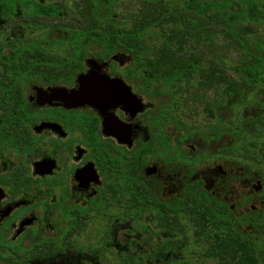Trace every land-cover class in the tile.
<instances>
[{"label":"flooded vegetation","instance_id":"flooded-vegetation-1","mask_svg":"<svg viewBox=\"0 0 264 264\" xmlns=\"http://www.w3.org/2000/svg\"><path fill=\"white\" fill-rule=\"evenodd\" d=\"M93 1L0 0V264H207L203 227L264 249L263 107L238 95L262 82L157 63L136 2L94 31Z\"/></svg>","mask_w":264,"mask_h":264},{"label":"trees","instance_id":"trees-1","mask_svg":"<svg viewBox=\"0 0 264 264\" xmlns=\"http://www.w3.org/2000/svg\"><path fill=\"white\" fill-rule=\"evenodd\" d=\"M132 1L137 8L125 6L119 13L130 19L124 30L161 36L157 63L227 64L226 53L235 50L238 57L230 64L236 69L237 79L262 82L240 85L239 90L252 92L238 95H252L254 102L258 100L257 104L263 107L259 115L264 117V0ZM100 9L95 1L79 7L80 14L94 17L90 23L94 31L102 30L99 26L104 23L103 16L114 15L112 5L109 13ZM213 219L209 223H214ZM194 234L196 244H204L199 254L212 260L207 264H264V249L237 231L224 233L203 227Z\"/></svg>","mask_w":264,"mask_h":264},{"label":"rangeland","instance_id":"rangeland-1","mask_svg":"<svg viewBox=\"0 0 264 264\" xmlns=\"http://www.w3.org/2000/svg\"><path fill=\"white\" fill-rule=\"evenodd\" d=\"M102 0H100L98 2V7H101L100 10H103L102 8V3H101ZM226 56H227V64L230 65V63L232 62V60L234 59H237L238 55H237V52L235 50H228V52L226 53ZM252 98V101L253 100V97ZM252 101H250L248 104H246L248 106V108L250 107V104L252 103ZM251 109V108H249ZM252 111L250 110L249 111V114L251 113ZM263 146V145H261ZM250 222H247V221H243L242 220H238V224H239V228H240V231L245 235V236H250L252 239H254L255 241L258 242V244H262V241H263V233H262V230L260 227L258 226H251V224H249ZM252 227V228H251Z\"/></svg>","mask_w":264,"mask_h":264}]
</instances>
